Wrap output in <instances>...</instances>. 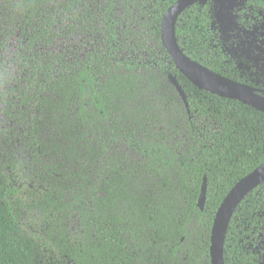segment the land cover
<instances>
[{"label":"trees","instance_id":"obj_1","mask_svg":"<svg viewBox=\"0 0 264 264\" xmlns=\"http://www.w3.org/2000/svg\"><path fill=\"white\" fill-rule=\"evenodd\" d=\"M93 1L16 3L27 157L0 147V264H210L218 206L264 163V114L196 88L176 69L160 41L176 0ZM217 7L200 0L179 13V48L264 88L221 71ZM76 14L97 44L81 60L39 54L56 38L58 17ZM223 261L264 264V182L233 212Z\"/></svg>","mask_w":264,"mask_h":264},{"label":"water","instance_id":"obj_2","mask_svg":"<svg viewBox=\"0 0 264 264\" xmlns=\"http://www.w3.org/2000/svg\"><path fill=\"white\" fill-rule=\"evenodd\" d=\"M200 0H176L166 9L160 22V41L176 69L196 88L220 98L238 101L264 114V97L260 89L244 85L216 74L187 57L179 48L173 27L179 13ZM180 99L187 108L186 98L174 77H170ZM264 182V163L237 181L218 206L209 238L210 264H224L223 247L228 224L241 200L259 184ZM206 195V178L203 177L197 207L202 211Z\"/></svg>","mask_w":264,"mask_h":264},{"label":"rangeland","instance_id":"obj_3","mask_svg":"<svg viewBox=\"0 0 264 264\" xmlns=\"http://www.w3.org/2000/svg\"><path fill=\"white\" fill-rule=\"evenodd\" d=\"M18 0H0V147L4 152L12 147L20 158L27 157L23 134L28 128L19 106L21 68L19 58L23 50L22 21L15 9ZM81 4H94L93 0H79ZM81 13V9L77 10ZM53 32L56 38L48 46L39 45L37 51L45 55L62 53L67 61L81 60L92 45L94 35L84 34L78 27L79 15H61ZM99 28V25L97 26ZM91 42V43H90Z\"/></svg>","mask_w":264,"mask_h":264},{"label":"flooded vegetation","instance_id":"obj_4","mask_svg":"<svg viewBox=\"0 0 264 264\" xmlns=\"http://www.w3.org/2000/svg\"><path fill=\"white\" fill-rule=\"evenodd\" d=\"M217 4L214 48L221 71L264 85V0H217Z\"/></svg>","mask_w":264,"mask_h":264}]
</instances>
